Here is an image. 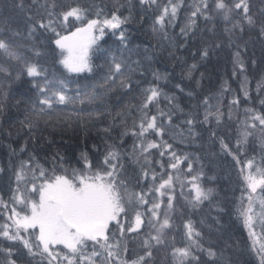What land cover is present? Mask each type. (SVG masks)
Listing matches in <instances>:
<instances>
[{
	"label": "snow or ice",
	"instance_id": "snow-or-ice-1",
	"mask_svg": "<svg viewBox=\"0 0 264 264\" xmlns=\"http://www.w3.org/2000/svg\"><path fill=\"white\" fill-rule=\"evenodd\" d=\"M14 6L25 22L23 30L0 27V117L16 95L13 84L21 82L27 85L19 93L27 105L21 123L29 131L70 106L77 118L111 123L103 129V153L97 149L91 159L81 153L80 167L49 169L33 156L0 164V264H160L162 250L164 264H237L225 255L231 245L222 235L217 242L205 238L221 232L226 214L209 186L217 177L208 175L205 157L209 164L228 161L235 171L241 193L235 211L255 257L245 264H264V76L255 97L247 77L249 65H264V0H116L110 6L19 0ZM134 9L171 49V69L152 68L148 56L131 59ZM181 10L185 23L175 36L169 28ZM201 19L212 25L209 31L222 23L226 46L235 49L231 76L243 79L234 94L226 79L216 91L203 84L211 77L202 69L225 45L196 42ZM257 42L259 61L254 53L245 60ZM177 67L180 97L164 90L177 79ZM226 94L233 96L225 105ZM185 96L189 103L181 106ZM113 108L120 110L113 114ZM181 144L197 151H178ZM205 208L210 211L197 227L192 216Z\"/></svg>",
	"mask_w": 264,
	"mask_h": 264
},
{
	"label": "trees",
	"instance_id": "trees-1",
	"mask_svg": "<svg viewBox=\"0 0 264 264\" xmlns=\"http://www.w3.org/2000/svg\"><path fill=\"white\" fill-rule=\"evenodd\" d=\"M96 3L108 4L109 6L116 2V0H95ZM127 3V0H123ZM161 3L166 2V0H160ZM193 2H198V0H185V4H192ZM257 2V0H253ZM19 3V0H0V27H11L19 28L23 30L25 22V13L20 12L15 8V4ZM135 3V0H133ZM124 15H128L127 11H124ZM133 19L131 20L129 27V34L132 40L130 47L133 49V54L131 56L132 60L142 59L144 56L150 57L152 68L159 69L161 72L165 68L171 69L175 61H173L169 56V51L171 49L162 46L159 37L154 35L151 30V20L145 19L137 15V10L134 9L132 12ZM185 13L183 10L178 14L177 20L175 21L176 27L169 28V33L175 36H179L180 27L185 23L184 19ZM199 30L196 33L195 40L197 43L203 42L206 44H216L222 43L225 46L218 49L211 56V60L207 65V69H202L206 71V77L210 76L209 79H205L203 84L206 89H211L212 91L218 90L219 83L223 80H228L229 86L233 89V94L239 91L240 80L231 76L232 64L229 56L230 51L235 49H229L226 44L228 40L227 34L223 32L224 25L222 23L217 24L213 31L212 25L208 24L205 26L204 21L201 19L198 21ZM236 39V37H233ZM248 36L245 34L244 40H247ZM238 43H243V41L237 40ZM192 41H189L191 44ZM137 45L139 46L137 48ZM107 47V45H102ZM145 48L148 52L145 53ZM139 53V55H137ZM255 54L254 58L259 61L261 55L260 44L257 42L255 45L249 44V52L244 57L248 60ZM94 63L97 65L104 64L103 58L96 59ZM98 71H103V69H98ZM177 79L173 80L168 87H165V91L169 92L170 95L175 94L178 97L181 93L178 89H174V84L179 83V68L176 69ZM264 76V65L257 67L248 66L247 77L250 81L248 87L251 90L253 97L256 95V84L257 81ZM148 79H151L149 74ZM93 81H80L81 84L92 83ZM163 83V82H162ZM187 84V81H184ZM27 85L21 82H16L12 86L13 92H16L15 97H9L7 100V109L5 111V116L0 117V164H6L11 158L13 161L16 159L27 160L29 156H33L39 161L40 164L44 165L46 168L51 169L53 164L63 163L66 168L80 167L78 161L80 160L81 153L87 152L90 159L93 158L94 153L97 149L99 153H103L105 147V133L104 128L108 127L111 123V118L106 122H101L96 117L88 118L82 117L77 118L75 113L72 111L71 106L67 110L66 115H62L58 118H53L51 121H42L37 127L32 131H29L28 125L21 123L25 118V109L27 105L23 102L20 92L24 91ZM75 88V85L72 86ZM187 91V89H186ZM233 94L225 95V105L229 100L232 99ZM242 97V93H240ZM17 100H20V104L17 105ZM115 103V98L111 101ZM181 106L189 103L187 97L185 96L181 101ZM215 103V101H212ZM166 102L161 100V107H165ZM245 105H241V109ZM258 106V102H257ZM79 107V105H77ZM118 108H113V114L119 111ZM227 112V107L224 108ZM241 118L243 113H240ZM6 117H11V122H9ZM130 123V121H129ZM115 135V132H113ZM199 143V141L197 142ZM131 141L128 143L130 148ZM24 148L26 151L21 153L20 149ZM178 151H197L194 146L186 147L181 144L177 148ZM218 150V148L216 149ZM15 152V156L13 155ZM103 158L102 156L100 157ZM202 162L206 165V171L208 175H215L217 177L216 181L209 186L216 188L219 199L225 206V213L221 216L220 225H222L221 232L213 236L206 235V240L210 239L212 242H217L221 235L223 236V241L226 245H231V247H225V255L230 257L237 264H245L247 261L255 262L254 254L249 251L250 241H248L247 230L243 226L242 220L237 219L236 206L241 195L239 191V185L236 178V173L231 168L228 161L215 160L212 164H209V160L205 157ZM131 170L129 169V172ZM3 181H0L2 184ZM209 209L205 208L204 212L194 214L192 219L196 222L197 227H200L199 221L202 217H205L209 213ZM211 214L214 216L216 212L211 210ZM210 222V221H209ZM259 232V229H257ZM166 251L162 250L157 254V259L160 264H164L166 259Z\"/></svg>",
	"mask_w": 264,
	"mask_h": 264
}]
</instances>
